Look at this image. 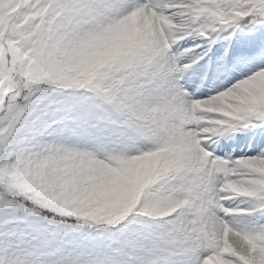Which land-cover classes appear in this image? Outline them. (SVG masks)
<instances>
[{
  "label": "snow or ice",
  "instance_id": "obj_1",
  "mask_svg": "<svg viewBox=\"0 0 264 264\" xmlns=\"http://www.w3.org/2000/svg\"><path fill=\"white\" fill-rule=\"evenodd\" d=\"M0 264H264V0H0Z\"/></svg>",
  "mask_w": 264,
  "mask_h": 264
}]
</instances>
